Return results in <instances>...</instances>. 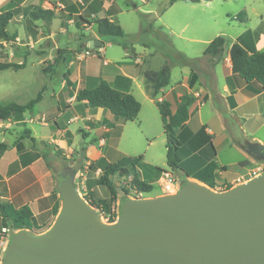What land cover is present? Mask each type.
I'll list each match as a JSON object with an SVG mask.
<instances>
[{
  "label": "rangeland",
  "instance_id": "1",
  "mask_svg": "<svg viewBox=\"0 0 264 264\" xmlns=\"http://www.w3.org/2000/svg\"><path fill=\"white\" fill-rule=\"evenodd\" d=\"M113 1L119 12L116 20L125 31V36L123 38L102 37L107 57L118 60L126 54L125 48H128L129 56L132 58L130 63H136L137 60L133 53H138L146 60L144 68L155 73H159L166 61H169L172 66L173 84L182 81V78L186 76L184 74H187V71L190 70L189 66H191L192 79L195 81L200 79L201 86L213 92L212 98H214L216 108L224 117L230 130L235 133L238 142L243 144L239 124L228 113L223 98L217 93L216 79L214 78L216 66L226 63L228 58L226 49L229 50L231 46L225 47L224 55L219 60L209 55L204 56V53L209 44L219 36H224L228 41H232L236 36L249 31L245 37L252 35L264 39V0H200L195 4L181 3L168 12H165V8L169 0ZM97 2L103 3L104 0H97ZM86 5L85 0H0V14L6 11L12 13V19L7 26L12 41L0 40V63H24L26 67L18 71L0 70L1 105L11 102L26 104L35 98L40 90L48 88L50 82L54 84L50 87L49 94L57 95L58 84L68 74L66 71L67 58L69 61H75L76 65L80 61H86L84 67L95 70L102 69V61L93 56L97 54L93 51L94 49L84 47L90 52V55L83 59H80L79 56L84 51L73 52V49L77 48L76 43L82 27L77 28L76 22L72 21L76 20L74 19L76 17L72 14H74L73 11L83 10ZM88 6L85 17L89 18L92 23L96 20L90 16L92 8L96 11L98 6L96 1ZM37 9L53 10L54 15L50 19L34 21L31 18V12ZM242 11L245 12L242 13ZM100 16L103 15L100 14ZM59 51H68L69 53L64 55L63 53L59 54ZM227 64L229 65V63ZM232 70L234 71V68ZM136 93L143 104L140 118L142 124L140 121L131 123L122 119L120 121L118 118L108 140L109 146H114V142L121 132V126L125 124L127 129H124L127 135L121 142L120 150L113 153L109 160L115 162L119 155L122 157L144 156L143 161L137 167L148 180L153 182V190L150 193L142 194L136 192L130 183L133 176L139 175V173L137 168H129L131 179L128 176L114 175L113 177V183H120L123 189L130 190L129 195L121 192V195H118L119 200L123 196L148 198L167 194L162 190L161 178L165 176V172H169L180 182L189 179L204 183L214 191L231 189L264 174V159L250 155L246 151L245 144H243L244 149L242 145H239L240 149L237 148L227 133L222 134L220 125L215 128L219 135L215 143H212L210 136L202 128H198L201 119L204 122L212 119L221 121L214 118L213 108L208 103L202 107L200 114L193 115L190 125L172 129L173 135L178 138L181 146L178 150L179 154H177L180 159L177 162L178 169L171 170L167 160V136L164 132L160 112L155 104L149 103L144 96ZM145 93L149 94L147 91ZM155 99H159L158 95ZM182 99L184 101L195 100L188 95H184ZM207 99H209L208 95L203 98L200 104L202 105V102ZM49 100V95H47L46 102L41 108L49 104ZM22 120L24 118L21 113L16 112L7 121H4L5 123H17L16 127L6 126V124L0 126V168L2 166L11 168L17 160L12 152L6 154V149L2 145H7L9 147L7 150L12 146H17L20 149L23 145L22 140L31 137L28 130L19 126ZM82 141V135L79 133L78 142ZM47 142H49L47 139L41 140L37 145H32L31 150L20 154V158L26 163L38 158L44 159L38 167V173L42 175L41 179L47 195L46 203L43 200L41 203L44 215L33 216L31 219L33 228L30 230L35 233L44 232L53 224L62 205L57 187L58 175L64 169L60 163L62 152ZM83 149L84 147L79 151L82 155H84ZM32 152H35L33 156L30 154ZM70 160L69 164H74L73 159ZM76 161L77 163L73 165L72 169L77 172L81 163L78 162L80 161L78 159ZM254 171L256 176L252 174ZM6 180L7 177L0 172V193L1 196H5L4 199L0 197V263L9 237L19 230L25 229L16 222V207L10 201L9 205L5 206L8 197L4 190ZM76 184L81 195L85 197L83 194L85 191L81 186V177L76 181ZM176 191L172 194H175ZM106 196H109L107 190ZM115 203L119 204V201H115ZM45 213L49 214L45 215ZM100 214L103 221L108 223L114 218L115 221L117 219V213L116 216H111V211L108 209H104ZM4 228L7 229L6 233L3 232Z\"/></svg>",
  "mask_w": 264,
  "mask_h": 264
},
{
  "label": "crops",
  "instance_id": "2",
  "mask_svg": "<svg viewBox=\"0 0 264 264\" xmlns=\"http://www.w3.org/2000/svg\"><path fill=\"white\" fill-rule=\"evenodd\" d=\"M85 1L87 5L83 8L84 12L80 9V11H73L74 14H72L76 18L79 16L82 17V21H79L78 23L76 20H72L76 22L78 29L82 27L80 30V37L77 39L78 41L76 43L77 48L73 49V52L76 50L78 52L85 51V48L91 50L94 49L93 51L97 54H94L93 56L102 61V69L95 70L89 67H84L86 61H80V63L76 65L75 61H69L67 58L66 71L68 74L66 73L67 77H65L64 80L58 84V94H49L51 89L50 87L54 84L50 82L48 88L39 91L43 93L42 99L35 104L32 109L27 110L24 113L20 112L24 120H22L21 123H19L20 125H18L21 128L28 130L27 132H30L31 137L22 140L24 147L22 145L19 149L17 146H12L9 150H6V154L12 152V154L17 157V160L13 163L11 168L7 166H2L3 168H0V172L7 177V180L4 183V190L7 192L8 196L5 206L9 205V201L12 205H14V207H16V210L23 206H27L30 208L34 217L44 215L41 203L42 200L46 203L45 198L47 194L41 179L42 175L38 173V167L44 159L38 158L35 161L26 163L20 158V154L26 152L27 150H31L32 145H37L41 140L47 139L49 141L47 144L53 145L56 150H60L62 152L60 163L64 166L63 170L72 168L73 165L77 163L76 159L80 160L78 162L81 163V166L77 169L76 181H78L81 177V186L85 191L83 194L91 197L96 202H101L111 197L108 188L100 184V178L102 177L106 167L109 164L118 162L123 157H139H122L119 155L115 162H111L109 157L112 156L113 153H116L117 150H120L121 142L126 138L127 133L124 128L127 129V125L125 124L121 126V132L118 138H116L114 146H109L108 140L111 136L113 128L118 122V117L112 115L107 109L91 108L86 101L81 102L77 100V94L81 89L94 88L101 80L108 81L115 89L124 93L132 94L139 102L140 100L138 99V94L136 92L144 96L149 103L155 105V98L158 95L159 99L157 101H167L170 103L173 118L178 116L181 107L186 102L182 99V97L184 95L192 96L195 100L192 101L189 106V120L185 123L186 126L190 125L193 115L200 114L202 107L208 103L213 108L214 118H218V120L221 121H214L215 119H212L211 121L204 122L201 119V122L198 124V128H202L210 136L212 143H215V140L219 136L215 131V128L220 125V131L222 134L227 133L235 146L237 148L240 147L238 140L235 137V133L230 130L224 117L214 104V98H212L213 92L209 89L203 88L201 86L200 79H198V81L192 79L191 66H189L190 70L187 71V74H184L186 76L182 78V81H178L174 84L172 83L171 66L169 84L162 88L160 93L154 96L153 90L146 83L145 77L146 72L153 71L144 68L146 60H144L138 53H133L134 58L137 60L136 63L129 62L132 58L129 56L128 48H125L126 54H124L122 58L118 60L108 58L105 44L102 41V36L98 35L97 25L94 22L95 20L91 23L89 18L86 19L85 11H87L88 4L96 1L98 8H96V11L92 8L93 11L90 15L91 18H96V20L108 18L116 24H119L116 20L119 12L113 0H104L103 3H99L97 0ZM181 3L195 4L179 0L170 8L166 9L165 12L174 9ZM244 12L245 11H242V13ZM100 14L103 16H100ZM248 32L249 31L236 36L232 41H228L227 38L225 39V47L231 46L229 50L225 48L226 51H228V58L226 63H221L216 66L214 78L216 79L217 93L223 98L228 113L231 114V116L235 118L239 124V132L242 135V141L247 140L249 142L264 144V91H258V86L256 84H245L239 78L234 76V71L232 70V68H234V59H236L240 65H243L245 58L250 55V50H264V39L252 35L245 37ZM239 38H241L242 45L238 42ZM236 47H238V50L244 52V56H238L237 58L233 56V48ZM227 63H229V65ZM146 91L149 92L151 96H149L148 93L146 94ZM47 95H49V99L51 101L49 100L50 103L41 108V106L46 102L45 100ZM207 95L209 99L202 102L201 105V101H203V98ZM15 104L26 105L20 104L19 102ZM141 105V111L136 120L125 122L134 123L136 121H140L141 112L143 110V104L141 103ZM119 120L122 121L123 119L121 120L120 118ZM5 124L6 126L13 125L16 127L17 123L1 122L0 126ZM140 124H142V121H140ZM29 125L31 126L28 127ZM79 133L82 135V142H78ZM82 147H84V155L79 153ZM30 154L33 156L35 152ZM177 154L179 153L177 152ZM70 159H73L74 164H69V162H71ZM143 159L144 156H142L138 166ZM137 170L140 179L153 185V182L148 180L146 176L142 174L139 167H137ZM113 177L114 176L110 177L111 182L114 180ZM117 186L121 187V184L117 183ZM106 190L109 196H106ZM4 198L5 196L2 195L1 199ZM117 201H120L119 198H117ZM48 214L49 213H45V215Z\"/></svg>",
  "mask_w": 264,
  "mask_h": 264
},
{
  "label": "water",
  "instance_id": "3",
  "mask_svg": "<svg viewBox=\"0 0 264 264\" xmlns=\"http://www.w3.org/2000/svg\"><path fill=\"white\" fill-rule=\"evenodd\" d=\"M243 142L264 159V144ZM76 177L59 173L55 221L12 234L0 264H264V174L225 191L186 179L175 194L123 196L109 223Z\"/></svg>",
  "mask_w": 264,
  "mask_h": 264
},
{
  "label": "trees",
  "instance_id": "4",
  "mask_svg": "<svg viewBox=\"0 0 264 264\" xmlns=\"http://www.w3.org/2000/svg\"><path fill=\"white\" fill-rule=\"evenodd\" d=\"M179 0H169L166 9L170 8L175 2ZM190 3H198L200 0H183ZM54 15L53 10L37 9L31 12V18L33 20H45L50 19ZM12 19L11 11H6L0 14V40L12 41V36L7 31V26ZM82 21V17H77L76 22ZM97 25L98 35L102 37H120L125 36L123 28L108 18H101L94 21ZM225 37L219 36L215 38L207 47L204 55H209L215 59H221L225 52ZM238 42L242 45L241 38ZM240 49V48H239ZM68 54V51H59V54ZM234 57L244 56V52L238 50V47L233 48L232 52ZM25 68L24 63H0V70H20ZM171 76V65L169 61H166L160 73L146 72V83L152 88L154 96H156L160 90L169 84ZM234 76L239 78L245 84H256L258 91H264V50L252 51L250 55L245 58L243 65H240L236 59H234ZM193 83V81H192ZM42 92H39L36 98L31 100L26 105H17L15 103H9L7 105L0 104V122L7 121L13 113H24L30 110L42 99ZM78 101H86L91 108H103L107 109L115 117L121 118L125 121H134L138 117L141 111V103L130 93H124L118 89L113 88L108 81L101 80L99 84L91 89H81L77 94ZM192 101L187 100L181 107L177 117L172 116L170 103L167 101H157L156 105L161 113L164 132L167 136V160L168 166L171 170L178 169L177 162L180 159L177 156V152L181 146L178 138L173 135L172 129H179L185 125L189 120V106ZM6 150L9 148L7 145H2ZM142 156L130 158L123 157L118 162L109 164L102 177L100 178V184L104 185L110 191L111 197L101 202H96L91 197L85 195V198L95 206L101 213L104 209L110 210L111 204L117 201L118 195L123 192L129 195V189H123L118 187L117 183H113L110 177L118 175L119 177H129V168H137ZM131 187L138 193H150L153 190V185L147 181L140 179L139 175H134L131 181ZM17 220L16 222L21 228L32 229V217L33 214L29 207L23 206L16 210ZM116 216V215H115ZM115 218L110 222H114Z\"/></svg>",
  "mask_w": 264,
  "mask_h": 264
},
{
  "label": "built area",
  "instance_id": "5",
  "mask_svg": "<svg viewBox=\"0 0 264 264\" xmlns=\"http://www.w3.org/2000/svg\"><path fill=\"white\" fill-rule=\"evenodd\" d=\"M89 55H90V52L88 50H85L83 52V54L79 56V58L83 59V58H85L86 56H89ZM252 174H254V176L257 175L255 173V171ZM164 175L165 176L162 177V190L164 192H166V193H172V192L176 191V189H178V187L180 185V181L177 180L175 177H173L169 172H165ZM131 178L132 177L129 176V179H131ZM0 197H1V193H0ZM130 197H133V196H130ZM117 210H118V203L111 204V207H110L111 216L115 215L117 213ZM3 232L6 233L7 229L4 228Z\"/></svg>",
  "mask_w": 264,
  "mask_h": 264
}]
</instances>
